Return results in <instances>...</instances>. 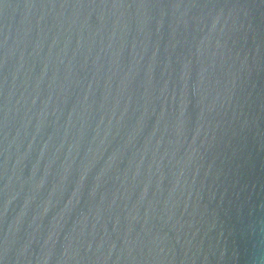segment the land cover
Returning <instances> with one entry per match:
<instances>
[{"label": "water", "instance_id": "water-1", "mask_svg": "<svg viewBox=\"0 0 264 264\" xmlns=\"http://www.w3.org/2000/svg\"><path fill=\"white\" fill-rule=\"evenodd\" d=\"M0 264H264V0H0Z\"/></svg>", "mask_w": 264, "mask_h": 264}]
</instances>
